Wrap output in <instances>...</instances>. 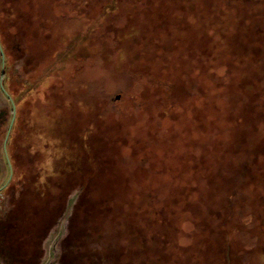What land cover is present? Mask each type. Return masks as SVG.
<instances>
[{
  "label": "rangeland",
  "instance_id": "rangeland-1",
  "mask_svg": "<svg viewBox=\"0 0 264 264\" xmlns=\"http://www.w3.org/2000/svg\"><path fill=\"white\" fill-rule=\"evenodd\" d=\"M0 47L5 131L15 107L5 151L0 137V186L20 155L26 179L28 151L41 177L72 175L77 153L89 183L128 181L147 202L173 194L171 219L196 221L206 208L215 222H186L154 236L156 246L138 233L121 241L131 208L121 203L93 229L101 239L87 235L74 250L71 214L83 202L74 205V189L40 264H138L152 245L161 264H264V0H0ZM118 239L124 253L104 252Z\"/></svg>",
  "mask_w": 264,
  "mask_h": 264
},
{
  "label": "trees",
  "instance_id": "trees-1",
  "mask_svg": "<svg viewBox=\"0 0 264 264\" xmlns=\"http://www.w3.org/2000/svg\"><path fill=\"white\" fill-rule=\"evenodd\" d=\"M3 3H7V1H3ZM3 44L5 45L4 39ZM221 48L222 47L218 49ZM218 49H216V51ZM209 54L213 55L211 53ZM243 87L246 89V84H244ZM243 99L244 98L240 99L239 103H241L242 106H246L248 104L247 99L244 102L242 101ZM223 100L225 101L227 108L233 107L232 103L236 104L237 102L233 93H230V95L227 94V96L223 97ZM243 116L249 117V114L243 113ZM237 120H239V117ZM20 131L23 130L17 125L12 136L17 137ZM4 133L5 131H2L0 137H3ZM29 146L30 143L24 148L28 149ZM13 147H15V145H13L12 148ZM27 153V160H23V162L29 172L24 173V178L26 179H23L19 175L18 169L21 159L18 157V160L20 161L17 160L12 176L13 180L15 179L18 181L19 179V190L16 192L13 190L15 192L14 194L12 191H9L11 189H8L9 193L7 195V202H9V204L4 213L0 216V264H40L44 254V241L47 240L48 235L58 225V222L68 205L70 194L74 189H77V192L80 193L74 202V205H77L81 201L83 202L81 206H77V210L75 212L73 211L71 214V218L73 217L71 223V231L73 232L71 247H74V243L77 247L78 241H82L87 235H96V237L94 236L96 239H101L104 230L100 228L99 231L97 230V233L96 231L93 232V229L98 228L102 220L106 221L111 218L110 216H112L114 208L116 207L118 210L121 203H127V206L131 207L124 210V217L122 215L124 227L122 226L119 231V238H121V241L125 239L128 234H132L134 237V235L136 236V233H138L140 236H146L148 241H153V244L156 246L157 240L154 236L166 234L173 229L180 230L179 228H182L184 224L189 223L190 225H193V228L197 225L201 229H206L204 226H209V228L211 227L212 229L215 225V222L212 223L211 221L209 223L208 218H210V213L208 214L206 208L203 209L202 213L199 211V218L196 221H193V219L191 220L192 217H190V220H187L186 223V218L182 220L186 215L185 213H182V216L179 219H171L169 210H173V207L168 199H170L173 194L166 197L168 202L162 198H158L157 194L153 196L150 202H147L145 194L143 193L136 195L133 199L132 192H128L131 188V184L128 181L124 182L115 177H112L111 180L110 178L105 180L96 178L95 180H92L91 178L93 177H90L92 183H89V177L83 173V170L85 169L87 171L89 167H86L84 159L77 156V153L75 154L76 158L72 161L74 163L72 164V171H74L72 175H61L58 173L59 170H55L53 173H49L44 177H41L39 173H32L35 170L34 165L36 166L33 159L34 153L29 151ZM68 153L69 152L67 151L64 157H67ZM75 160H77V162H75ZM25 162H27V165ZM64 162L66 163V159ZM263 184L264 183L260 184L261 188L263 187L262 196L257 199L256 202H260L264 208ZM10 187L16 190V187L13 188V185H10ZM141 194L144 197L145 204L147 203L146 205L140 197L137 198V196H141ZM158 194L160 195V193ZM163 195L164 194L161 196L163 197ZM189 195L190 194H187L186 196ZM227 202L229 203V206L227 205L226 208L228 210V208L231 207L232 201L228 200ZM185 212H187L188 216L191 215L189 210H185ZM224 216H228L226 211L224 212ZM261 219L263 220V218ZM83 220H85L84 224L82 223ZM202 222L204 223L202 224ZM174 224H176V226H174L175 228H172ZM125 227L126 230L124 231ZM121 243L120 239H118L115 244L111 245V247L107 246L102 248L106 253H114V247L112 246L119 245L116 249L118 248L120 253H124L125 248L123 243ZM154 245H152L153 250H149V252L152 253L151 255L147 252L148 247H143L144 249H141L144 254L140 256V258L137 257L138 264L145 263L147 259H153V262L156 260V264H161L163 258L165 261L163 253L159 252L158 254V251H156L157 248ZM140 248H142V246H140L139 249ZM75 249L78 248L74 247V250ZM106 259L113 260L110 256H106Z\"/></svg>",
  "mask_w": 264,
  "mask_h": 264
},
{
  "label": "water",
  "instance_id": "water-1",
  "mask_svg": "<svg viewBox=\"0 0 264 264\" xmlns=\"http://www.w3.org/2000/svg\"><path fill=\"white\" fill-rule=\"evenodd\" d=\"M0 54H1V58H2V69H1V73H0V88L3 90V86H2V83H1V80H2V77H3V63H4V56H3V51L0 47ZM12 108H13V111H12V117L9 121V124H8V127H7V130L5 132V136L2 140V143H1V147L3 148V150L5 151L6 149V142H7V139H8V135H9V132H10V129L12 127V124H13V121H14V115H15V107L14 105L12 104ZM7 111L5 109H0V118L3 117L4 115H6ZM0 174H1V163H0ZM9 180V178H8ZM7 180V181H8ZM6 184V183H5ZM4 186L0 187V190L3 189Z\"/></svg>",
  "mask_w": 264,
  "mask_h": 264
},
{
  "label": "flooded vegetation",
  "instance_id": "flooded-vegetation-1",
  "mask_svg": "<svg viewBox=\"0 0 264 264\" xmlns=\"http://www.w3.org/2000/svg\"><path fill=\"white\" fill-rule=\"evenodd\" d=\"M3 78V77H2ZM2 81V80H1ZM15 82V81H14ZM2 83V82H1ZM12 85V84H11ZM5 109L6 111H7V113H6V115H4L3 117H1L0 118V133L3 131H5V129H4V127H5V124H6V120H7V114H8V109H7V107L6 106H2V107H0V109ZM11 119V118H10ZM10 121V120H9ZM8 124H9V122H8ZM13 125V124H12ZM8 127V126H7ZM12 128V127H11ZM6 130H7V128H6ZM11 130V129H10ZM6 132V131H5ZM21 156L22 157H24V155H20L19 156V158L21 159ZM10 180H11V177H10V179L7 181L6 180V182H4L2 185H1V187L2 186H4L3 187V189H10V187H9V185H10ZM6 183V184H5Z\"/></svg>",
  "mask_w": 264,
  "mask_h": 264
},
{
  "label": "built area",
  "instance_id": "built-area-1",
  "mask_svg": "<svg viewBox=\"0 0 264 264\" xmlns=\"http://www.w3.org/2000/svg\"><path fill=\"white\" fill-rule=\"evenodd\" d=\"M2 199H3V193H2V190H0V204L2 202Z\"/></svg>",
  "mask_w": 264,
  "mask_h": 264
},
{
  "label": "crops",
  "instance_id": "crops-1",
  "mask_svg": "<svg viewBox=\"0 0 264 264\" xmlns=\"http://www.w3.org/2000/svg\"><path fill=\"white\" fill-rule=\"evenodd\" d=\"M1 187V186H0Z\"/></svg>",
  "mask_w": 264,
  "mask_h": 264
}]
</instances>
